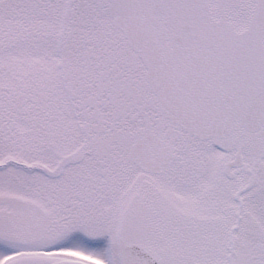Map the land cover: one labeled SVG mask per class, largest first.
I'll use <instances>...</instances> for the list:
<instances>
[{
	"label": "snow or ice",
	"instance_id": "1",
	"mask_svg": "<svg viewBox=\"0 0 264 264\" xmlns=\"http://www.w3.org/2000/svg\"><path fill=\"white\" fill-rule=\"evenodd\" d=\"M0 264H264V0H0Z\"/></svg>",
	"mask_w": 264,
	"mask_h": 264
}]
</instances>
